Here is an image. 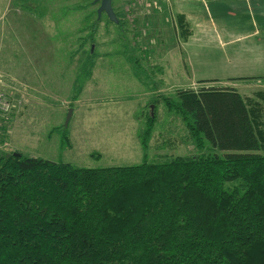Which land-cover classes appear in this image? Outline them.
<instances>
[{
    "label": "trees",
    "instance_id": "1",
    "mask_svg": "<svg viewBox=\"0 0 264 264\" xmlns=\"http://www.w3.org/2000/svg\"><path fill=\"white\" fill-rule=\"evenodd\" d=\"M175 98L199 153L101 167L0 155V264H264V91Z\"/></svg>",
    "mask_w": 264,
    "mask_h": 264
},
{
    "label": "rangeland",
    "instance_id": "2",
    "mask_svg": "<svg viewBox=\"0 0 264 264\" xmlns=\"http://www.w3.org/2000/svg\"><path fill=\"white\" fill-rule=\"evenodd\" d=\"M31 2L35 11L14 2L0 21V88L9 97L0 155L86 167L191 155L199 153L195 140L164 98L210 86L245 96L264 91V76L244 78L264 72L263 59L235 48L188 50V37L184 45L161 0H112L120 24L98 16L93 0ZM220 30L215 40L224 45ZM233 75L238 78L224 80ZM143 131H150L146 147Z\"/></svg>",
    "mask_w": 264,
    "mask_h": 264
},
{
    "label": "crops",
    "instance_id": "3",
    "mask_svg": "<svg viewBox=\"0 0 264 264\" xmlns=\"http://www.w3.org/2000/svg\"><path fill=\"white\" fill-rule=\"evenodd\" d=\"M14 2L28 8V11H35L31 0H0V21L4 19ZM161 2L164 4L165 17H169L166 20L174 19L172 22L177 24L176 32L181 36L184 45L183 36L188 37V50L211 52L235 48L236 52H247L264 60V0H161ZM14 10L20 11V15L26 19L30 18L27 15L30 12H25L21 7L15 6ZM179 17L183 18V26L176 22ZM217 28H221V33L226 37L224 45H217L215 40ZM199 37H202V40ZM215 45L216 47H213ZM261 66L264 68V62ZM256 76H264V72L257 73ZM234 77L237 78L238 75L223 79L228 81ZM205 79L207 77L201 78L202 82L218 80L213 77Z\"/></svg>",
    "mask_w": 264,
    "mask_h": 264
},
{
    "label": "water",
    "instance_id": "4",
    "mask_svg": "<svg viewBox=\"0 0 264 264\" xmlns=\"http://www.w3.org/2000/svg\"><path fill=\"white\" fill-rule=\"evenodd\" d=\"M93 1H94V3H98V6L96 8V12H97L98 16H100L101 13H105L111 21H113L115 23L118 22V19L116 17V13H115L113 6H112V0H93ZM71 112H72V108H69L67 115H66V118H65L66 122H68L69 117L71 115Z\"/></svg>",
    "mask_w": 264,
    "mask_h": 264
},
{
    "label": "built area",
    "instance_id": "5",
    "mask_svg": "<svg viewBox=\"0 0 264 264\" xmlns=\"http://www.w3.org/2000/svg\"><path fill=\"white\" fill-rule=\"evenodd\" d=\"M3 85V80L1 78V75H0V86ZM6 97H8L7 93L4 91L3 88H0V128H1V121L3 122V119H2V111L5 110V103H6Z\"/></svg>",
    "mask_w": 264,
    "mask_h": 264
},
{
    "label": "flooded vegetation",
    "instance_id": "6",
    "mask_svg": "<svg viewBox=\"0 0 264 264\" xmlns=\"http://www.w3.org/2000/svg\"><path fill=\"white\" fill-rule=\"evenodd\" d=\"M97 8V7H96Z\"/></svg>",
    "mask_w": 264,
    "mask_h": 264
}]
</instances>
